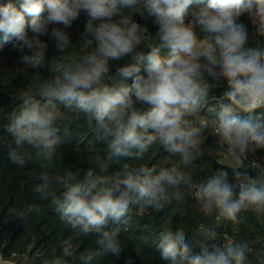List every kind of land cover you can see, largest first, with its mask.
Returning a JSON list of instances; mask_svg holds the SVG:
<instances>
[{"label": "clouds", "instance_id": "obj_1", "mask_svg": "<svg viewBox=\"0 0 264 264\" xmlns=\"http://www.w3.org/2000/svg\"><path fill=\"white\" fill-rule=\"evenodd\" d=\"M190 5L202 6L186 23ZM81 13L88 19L74 44L63 28L53 25L69 27ZM134 13L154 17L155 37L133 20ZM245 14L255 35L264 37V0L0 4V33L15 38L23 68L47 67L50 73L43 79L39 71L32 75V83L20 93V106L8 116L9 162L23 168L35 160L41 168H54L57 133L80 121L106 143L104 155H94L86 170L65 167L52 176L41 173L33 185V193L50 198L71 232L60 241L59 251L52 249L40 264H101L118 257L123 250L119 233L130 223L133 208L162 213L179 208L189 196L202 216L230 222L237 235L218 234L212 224L203 223L187 238L166 229L155 235V264H264V235L255 244L239 236V226L250 216L264 221V165L255 161L254 176L247 170L235 172L231 182L223 169L197 167L201 152L209 151L201 144L206 134L216 138L232 169L245 168L248 155L264 149V111H256L264 109V40L249 36L239 19ZM25 16L31 17L27 24ZM44 35L60 54L50 60L48 44L40 38ZM73 45L76 51H71ZM139 46L150 51L145 54ZM161 49L167 54L161 55ZM125 57L132 62L111 73L110 59ZM222 81L228 87L215 118L199 119L196 113L208 99L204 89ZM241 112L247 116L237 115ZM156 146L167 157L150 166L143 163ZM121 155L141 163L106 174L108 161ZM53 185L63 191L57 194ZM39 210L29 205L18 212L19 219ZM110 222L114 226L106 227ZM89 236H94V246L74 253L75 241ZM0 264L6 262L0 258Z\"/></svg>", "mask_w": 264, "mask_h": 264}, {"label": "trees", "instance_id": "obj_2", "mask_svg": "<svg viewBox=\"0 0 264 264\" xmlns=\"http://www.w3.org/2000/svg\"><path fill=\"white\" fill-rule=\"evenodd\" d=\"M7 2L8 0H0V4ZM201 6H189L188 15L185 17L186 23L191 18V13ZM128 11L131 12V10ZM41 15H46V13ZM132 18L138 24L146 26L152 37L156 36L158 25L153 23L154 17H149L146 13L144 15L134 13ZM30 19L31 17L25 16L26 24ZM87 19L88 17L81 13L69 27L53 26L63 28L69 34L70 41L75 44L79 42L84 33V25ZM239 19L246 26L250 37L264 40V37L255 35V30L246 14ZM51 27L49 26V30ZM40 38L48 44L46 55L49 60L60 55L54 46V42L47 35ZM151 42L154 43L155 40L153 39ZM15 43L13 36L0 33V256L4 260L14 261L16 264L22 260H24V264H40V259L50 255L52 249L55 248L57 252L59 251L60 241L71 235V232L60 221L59 214L54 211V205L50 198L41 199L33 193V185L39 182L41 173L52 176L62 172L65 167L86 170L92 166L94 155H104L106 143L96 138L87 125L80 121L72 125L66 132L57 133L59 152L54 168H41L35 160L27 162L23 168L9 162L7 153L12 140L5 130L8 116L20 106V93L32 83V75L36 71H39L41 79L50 76L47 67L38 70L23 68L19 62L20 53L13 47ZM139 48H143V46H139ZM76 50L77 46L73 45L71 51ZM143 51L147 54L150 49L145 47ZM167 51V49H161V55H166ZM131 62L130 57L121 60L110 59V72L114 74L117 66ZM141 74L146 75L143 69H141ZM128 82L131 83V79ZM227 87L226 82L222 81L216 88L204 89L208 99L205 106L196 113L199 119L210 121L215 118L216 105L222 99ZM36 98L39 99L38 96ZM60 107L63 110V104H60ZM256 111H264V109ZM237 115L243 118L247 116V113L241 112ZM201 144L209 151L201 152L202 159L197 167L203 166L205 169L211 168L213 171L223 169L228 173L230 182L233 180L235 172L247 170L249 175L254 176L256 166L252 164L253 160L264 158V149L257 150L248 155L245 168L232 169L231 165L220 162L216 155H209V152L222 151V147L217 144L213 135L206 134L201 140ZM154 153L153 156L146 157L143 163L150 166L151 163L162 157H167V153L159 146L155 147ZM138 163L141 162L131 161V158L123 155L113 157L112 161H108V173L106 174L114 175L121 170L124 164L135 166ZM204 174L202 172L201 176ZM53 188L57 194L63 191L59 185H53ZM29 205H38L39 212L28 213L23 220L19 219L18 212L26 209ZM131 217L130 223L126 227H122L119 233L123 247L121 254L118 257L105 258L101 264H155L153 257L156 248L155 235L169 228L187 238L203 223L205 225L212 224L218 234L237 235L236 227L230 222L214 221L211 217L202 216L197 211L192 196H189L179 208L165 210L162 213H157L151 209L145 211L133 208ZM113 226L110 222L106 227L111 228ZM239 227V236L250 239L254 244L261 235H264V221L255 217L250 216L248 222ZM93 240L94 236L81 237L75 241L73 252L77 253L94 246Z\"/></svg>", "mask_w": 264, "mask_h": 264}, {"label": "rangeland", "instance_id": "obj_3", "mask_svg": "<svg viewBox=\"0 0 264 264\" xmlns=\"http://www.w3.org/2000/svg\"><path fill=\"white\" fill-rule=\"evenodd\" d=\"M214 155H216L218 157V160L220 162L230 165V163L228 161H226V160L223 159L222 151H217V152L215 151V154ZM23 262H24V260H22L19 264H24Z\"/></svg>", "mask_w": 264, "mask_h": 264}, {"label": "built area", "instance_id": "obj_4", "mask_svg": "<svg viewBox=\"0 0 264 264\" xmlns=\"http://www.w3.org/2000/svg\"><path fill=\"white\" fill-rule=\"evenodd\" d=\"M255 161L258 162V163H260L261 165H264V158L261 159V160H256V159L253 160L252 164H253L254 166H256V165H255Z\"/></svg>", "mask_w": 264, "mask_h": 264}, {"label": "water", "instance_id": "obj_5", "mask_svg": "<svg viewBox=\"0 0 264 264\" xmlns=\"http://www.w3.org/2000/svg\"><path fill=\"white\" fill-rule=\"evenodd\" d=\"M0 258H2L1 256H0ZM3 259V258H2ZM4 260V259H3ZM5 262H6V264H7V262H9L10 260H4ZM12 262V264H16L14 261H11Z\"/></svg>", "mask_w": 264, "mask_h": 264}]
</instances>
